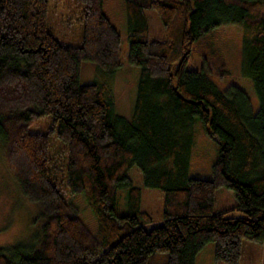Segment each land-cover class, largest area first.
<instances>
[{"label":"trees","instance_id":"obj_1","mask_svg":"<svg viewBox=\"0 0 264 264\" xmlns=\"http://www.w3.org/2000/svg\"><path fill=\"white\" fill-rule=\"evenodd\" d=\"M80 1V41L65 43L50 25L51 0H0V134L9 168L43 220L38 241L0 250V264H149L154 257L195 264L210 240L214 264H241L243 239L264 242V0H127L128 58L141 68L131 120L115 114L104 83L79 79L85 58L110 71L122 64V36L104 0ZM145 9L158 12L163 39L151 38ZM229 23L254 32L243 51L256 112L243 88L221 90L211 78L227 66L210 34ZM205 39L203 67L189 68L193 46ZM47 115L49 131L29 130ZM195 117L219 144L209 178L190 174ZM50 133L67 143L66 184L86 193L97 233L49 175ZM168 159L175 169H160ZM134 164L146 186L164 192L160 221L141 208L142 189L128 174ZM222 186L235 191L241 214L215 212ZM120 188L128 189L125 213L116 211Z\"/></svg>","mask_w":264,"mask_h":264},{"label":"rangeland","instance_id":"obj_2","mask_svg":"<svg viewBox=\"0 0 264 264\" xmlns=\"http://www.w3.org/2000/svg\"><path fill=\"white\" fill-rule=\"evenodd\" d=\"M127 0H104V12L122 36L121 66L110 71L97 62L85 58L81 61L79 79L82 83H104L108 88V96L114 101L115 114L125 116L131 120L137 96L141 68L131 63L129 54V27L127 21ZM83 4L80 0H51L49 21L57 32L61 41L69 43L64 37L74 38L83 32ZM148 19L150 35L153 39L165 37L163 22L154 9H145ZM80 32V33H79ZM254 32L241 23L224 24L211 32V39L219 47V52L226 60L227 71L223 75L214 71L212 80L219 89L227 90L232 84L243 88L252 101L253 111L260 107L259 97L252 79L245 70L246 56L243 51L245 39L252 37ZM75 39V38H74ZM79 39V38H78ZM77 40V39H75ZM208 40L197 43L189 57L187 66L200 69L204 65L202 52L203 45L207 47ZM159 100L165 102L166 96ZM194 134V145L191 156L190 174L209 178L212 176V167L219 152L218 141L209 136L198 117L191 122ZM52 117L47 115L38 121L32 122L29 130L32 132H47L50 130ZM52 161L49 165L50 177L59 184L66 198L78 209L79 215L85 223L97 233L99 226L98 216L88 203L86 193H76L66 184V167L68 162L67 143L59 139L55 133H50ZM160 169H175L173 160L168 159ZM133 183L142 189L141 208L148 211L154 221L163 218L165 195L162 189L144 184L143 172L137 164L128 170ZM128 189L118 190L116 211L127 212ZM215 212L228 211L233 215L241 214L237 209V197L233 189L226 186L219 187L215 196ZM38 205L31 201L21 190L13 171L9 168L6 155V142L0 134V250L8 253L16 245L31 246L40 237L43 220L39 217ZM215 241H208L198 252L195 264H214ZM163 255L166 252H157ZM241 264H264V242L243 239ZM164 262V263H163ZM149 264H166L165 260L158 261L154 257Z\"/></svg>","mask_w":264,"mask_h":264},{"label":"crops","instance_id":"obj_3","mask_svg":"<svg viewBox=\"0 0 264 264\" xmlns=\"http://www.w3.org/2000/svg\"><path fill=\"white\" fill-rule=\"evenodd\" d=\"M80 33V32H79ZM69 43H77V42H79L80 41V38H81V36H80V34L79 35H77V36H75L74 38L75 39H77V40H75L74 38H70V37H64ZM79 38V39H78ZM263 243V242H262ZM164 263V262H163ZM241 263H242V261H241Z\"/></svg>","mask_w":264,"mask_h":264}]
</instances>
